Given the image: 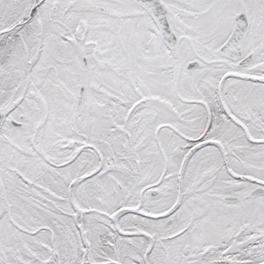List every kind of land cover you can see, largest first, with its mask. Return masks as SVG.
<instances>
[{"label":"snow or ice","instance_id":"6c2138e0","mask_svg":"<svg viewBox=\"0 0 264 264\" xmlns=\"http://www.w3.org/2000/svg\"><path fill=\"white\" fill-rule=\"evenodd\" d=\"M0 264H264V0H0Z\"/></svg>","mask_w":264,"mask_h":264}]
</instances>
